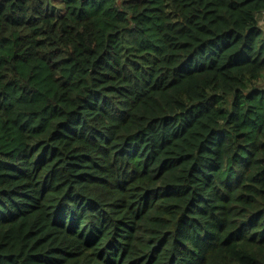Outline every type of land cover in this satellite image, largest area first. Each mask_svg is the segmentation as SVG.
<instances>
[{
    "label": "trees",
    "instance_id": "trees-1",
    "mask_svg": "<svg viewBox=\"0 0 264 264\" xmlns=\"http://www.w3.org/2000/svg\"><path fill=\"white\" fill-rule=\"evenodd\" d=\"M263 13L0 0V264H264Z\"/></svg>",
    "mask_w": 264,
    "mask_h": 264
},
{
    "label": "rangeland",
    "instance_id": "rangeland-1",
    "mask_svg": "<svg viewBox=\"0 0 264 264\" xmlns=\"http://www.w3.org/2000/svg\"><path fill=\"white\" fill-rule=\"evenodd\" d=\"M259 22H260L261 26L264 27L263 26V18L262 17H260Z\"/></svg>",
    "mask_w": 264,
    "mask_h": 264
},
{
    "label": "built area",
    "instance_id": "built-area-1",
    "mask_svg": "<svg viewBox=\"0 0 264 264\" xmlns=\"http://www.w3.org/2000/svg\"><path fill=\"white\" fill-rule=\"evenodd\" d=\"M262 18H263V25H264V13L262 14Z\"/></svg>",
    "mask_w": 264,
    "mask_h": 264
}]
</instances>
